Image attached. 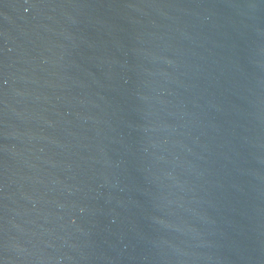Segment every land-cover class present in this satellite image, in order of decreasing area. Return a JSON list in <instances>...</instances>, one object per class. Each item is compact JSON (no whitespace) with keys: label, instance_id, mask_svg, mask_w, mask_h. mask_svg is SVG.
Here are the masks:
<instances>
[{"label":"water","instance_id":"water-1","mask_svg":"<svg viewBox=\"0 0 264 264\" xmlns=\"http://www.w3.org/2000/svg\"><path fill=\"white\" fill-rule=\"evenodd\" d=\"M0 264H264V0H0Z\"/></svg>","mask_w":264,"mask_h":264}]
</instances>
